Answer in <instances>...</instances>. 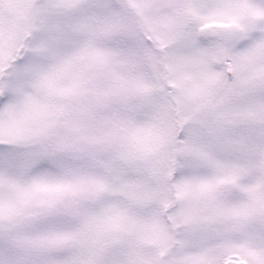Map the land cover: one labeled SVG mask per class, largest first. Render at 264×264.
I'll use <instances>...</instances> for the list:
<instances>
[{
	"label": "snow or ice",
	"instance_id": "1",
	"mask_svg": "<svg viewBox=\"0 0 264 264\" xmlns=\"http://www.w3.org/2000/svg\"><path fill=\"white\" fill-rule=\"evenodd\" d=\"M0 264H264V0H0Z\"/></svg>",
	"mask_w": 264,
	"mask_h": 264
}]
</instances>
